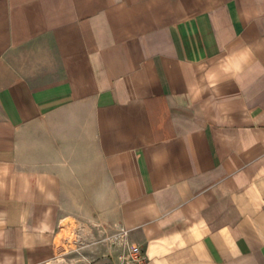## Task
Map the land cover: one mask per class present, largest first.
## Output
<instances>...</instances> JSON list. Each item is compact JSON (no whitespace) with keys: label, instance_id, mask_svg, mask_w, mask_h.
I'll return each mask as SVG.
<instances>
[{"label":"crops","instance_id":"obj_1","mask_svg":"<svg viewBox=\"0 0 264 264\" xmlns=\"http://www.w3.org/2000/svg\"><path fill=\"white\" fill-rule=\"evenodd\" d=\"M129 246L264 264V0H0V264Z\"/></svg>","mask_w":264,"mask_h":264},{"label":"built area","instance_id":"obj_2","mask_svg":"<svg viewBox=\"0 0 264 264\" xmlns=\"http://www.w3.org/2000/svg\"><path fill=\"white\" fill-rule=\"evenodd\" d=\"M122 237L127 235V231H121ZM119 264H147V259L143 251L138 246L126 247L125 252L119 256Z\"/></svg>","mask_w":264,"mask_h":264},{"label":"rangeland","instance_id":"obj_3","mask_svg":"<svg viewBox=\"0 0 264 264\" xmlns=\"http://www.w3.org/2000/svg\"><path fill=\"white\" fill-rule=\"evenodd\" d=\"M73 258H76V262H77V255ZM68 259L67 258H63V257H59L54 263L52 264H68ZM71 261V260H70ZM80 262H82V260H79Z\"/></svg>","mask_w":264,"mask_h":264},{"label":"bare ground","instance_id":"obj_4","mask_svg":"<svg viewBox=\"0 0 264 264\" xmlns=\"http://www.w3.org/2000/svg\"><path fill=\"white\" fill-rule=\"evenodd\" d=\"M65 237H67L66 234H65L64 232H62V233L58 236V238H57V240H56L57 244H58V245H61V246H66V244L64 243V238H65Z\"/></svg>","mask_w":264,"mask_h":264}]
</instances>
